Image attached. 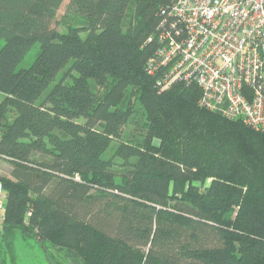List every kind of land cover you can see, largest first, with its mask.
<instances>
[{
	"label": "trees",
	"instance_id": "trees-1",
	"mask_svg": "<svg viewBox=\"0 0 264 264\" xmlns=\"http://www.w3.org/2000/svg\"><path fill=\"white\" fill-rule=\"evenodd\" d=\"M64 1L0 0V264H264V133L149 72L174 0Z\"/></svg>",
	"mask_w": 264,
	"mask_h": 264
},
{
	"label": "built area",
	"instance_id": "built-area-1",
	"mask_svg": "<svg viewBox=\"0 0 264 264\" xmlns=\"http://www.w3.org/2000/svg\"><path fill=\"white\" fill-rule=\"evenodd\" d=\"M171 15L149 61L158 84H196L201 106L264 133V0H174ZM5 213L0 181V228Z\"/></svg>",
	"mask_w": 264,
	"mask_h": 264
},
{
	"label": "rangeland",
	"instance_id": "rangeland-1",
	"mask_svg": "<svg viewBox=\"0 0 264 264\" xmlns=\"http://www.w3.org/2000/svg\"><path fill=\"white\" fill-rule=\"evenodd\" d=\"M70 0H65L61 8L57 13V21L55 25L58 29L62 30L66 26L64 21L69 20L68 17V5ZM3 41L0 42V44ZM39 48V43L36 47H34L27 55L26 59L23 62V65H27L31 58H33L34 54L37 52ZM5 93L0 91V102L4 99ZM14 117V111L10 112L9 120L11 121ZM13 165L11 162L7 160H0V173L4 175H10L11 169ZM16 253L19 264H52L50 260L47 258L45 249L39 245L38 243L34 242L33 239H23L21 236L18 238L16 243Z\"/></svg>",
	"mask_w": 264,
	"mask_h": 264
}]
</instances>
